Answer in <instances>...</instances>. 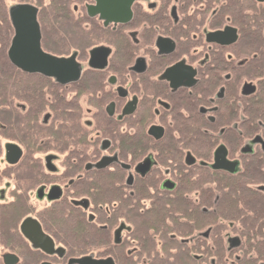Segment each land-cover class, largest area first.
<instances>
[{
  "label": "flooded vegetation",
  "instance_id": "1",
  "mask_svg": "<svg viewBox=\"0 0 264 264\" xmlns=\"http://www.w3.org/2000/svg\"><path fill=\"white\" fill-rule=\"evenodd\" d=\"M93 4L74 7L78 49L61 57L48 52L75 58L80 77L68 84L52 78L61 87L55 98L48 91L42 175L2 176L0 203L11 202L12 190L34 186L22 192L35 213L26 219L36 220L52 240L53 253L42 252L51 264L86 258L127 264L136 249L130 239L138 237L137 211L145 216L144 241L164 257L166 239L147 234L158 225L150 219L184 206L195 216L221 213L219 230L206 219L195 236L169 235L178 247H204L194 264L259 259L264 0H140L124 24L89 16ZM5 157L1 162L9 165ZM216 159L226 168L214 169ZM195 224L192 218L182 226ZM70 227L85 238L73 240Z\"/></svg>",
  "mask_w": 264,
  "mask_h": 264
},
{
  "label": "trees",
  "instance_id": "2",
  "mask_svg": "<svg viewBox=\"0 0 264 264\" xmlns=\"http://www.w3.org/2000/svg\"><path fill=\"white\" fill-rule=\"evenodd\" d=\"M6 1L0 0V161L3 159L1 158V151L8 144H14L22 150V159L18 166L5 164L6 167L0 168V186H2V176L11 177L16 171L21 172L20 176L22 178L28 177L29 172L32 175L36 173L35 176L38 180L37 176L43 169L41 162H39L41 158H37L35 155L46 151L45 149L48 146V140L40 143V140H42L40 138L44 137L45 134L48 138V119L46 120L48 116V91L51 90V95L55 98L57 90L61 87L52 78L27 74L10 63L7 52L14 36V30L10 21L9 11L13 6L8 7ZM30 1L22 0V2L29 4L34 3L33 6H36L39 10L38 24L41 32L42 49L58 57L69 56L72 52H75L78 49V41H72V36H68L67 42L64 40L65 34H72V32L78 31L76 19L75 17L73 18V13L70 9V0H51L47 6L38 3V0ZM49 10L53 13L51 14ZM50 28L49 33L48 29ZM49 84L51 87L48 88ZM42 115L44 116L41 119ZM2 147L3 149L1 150ZM33 187L28 185L22 187V191L18 189L12 190L10 193L11 202L0 203V251H5V253L0 255L2 262L3 256L6 254L17 256L18 259H21V264H28L29 259H31L29 264H35L38 258H47L40 250L34 249L27 243L20 232L21 223L31 214H35L30 212L24 193H22L25 190L33 189ZM178 210L166 209L162 212V216L177 221H173L174 223L159 221V219L164 217L155 216L156 214L150 219L153 224L158 225L154 226V229L147 232V234L152 238L163 237L166 239L164 242V251H166L164 257L157 255L158 248L144 241V235L146 234L143 231L145 225L142 222V219H145L144 212H136L137 214L134 215V218H138V222L135 223V232L138 237L130 239L134 241L136 249L131 261L127 264H141V261L144 260L148 264H180V262L181 264H194L196 263L194 256L204 255V247L197 246L194 248L192 245H190L191 247H178V243L169 240V235L179 234L182 230H185L183 235L195 236L205 230L207 226L206 219L212 221L215 229L219 230L220 227L216 224H219V219H221L220 211H218L217 215L213 213L211 218H209L199 212L195 216L192 208L188 209L187 206ZM260 211L263 214L264 207ZM45 213L43 211L39 215L43 217ZM192 218H196V224L191 228L189 226L184 228L182 225L187 222V219ZM245 229L253 230V226H246ZM259 229L263 233L264 225L259 226ZM69 234L76 241L85 238L86 235L83 237L79 230L76 229L74 231L71 227L69 228ZM244 236L247 238V235ZM247 244L250 245V240ZM173 250L180 251L179 257H176L174 253L170 254V251ZM258 255L260 256L259 259L245 257L240 260L239 264H257L258 261H264V254L258 252ZM214 261L216 264H224V259L221 257H217ZM56 264H67V262L66 260L56 259Z\"/></svg>",
  "mask_w": 264,
  "mask_h": 264
},
{
  "label": "water",
  "instance_id": "3",
  "mask_svg": "<svg viewBox=\"0 0 264 264\" xmlns=\"http://www.w3.org/2000/svg\"><path fill=\"white\" fill-rule=\"evenodd\" d=\"M93 5L87 7L89 16H99L108 23H127L132 17V7L140 0H92ZM10 21L14 30L7 57L10 63L30 75H41L53 78L60 84L78 81L80 69L75 58L62 59L45 52L41 47V32L38 24V9L33 5L14 6L9 11ZM48 116L46 117V120ZM6 162L15 165L22 157V150L14 145L5 146ZM224 161L216 159L214 169H225ZM103 167V165H98ZM22 236L36 250L48 255L53 252V243L46 235L41 225L33 219H26L20 227ZM117 243L119 241L117 240ZM78 264H114L112 260H72ZM4 264H19V259L13 254L3 256ZM41 264H51L48 261Z\"/></svg>",
  "mask_w": 264,
  "mask_h": 264
},
{
  "label": "rangeland",
  "instance_id": "4",
  "mask_svg": "<svg viewBox=\"0 0 264 264\" xmlns=\"http://www.w3.org/2000/svg\"><path fill=\"white\" fill-rule=\"evenodd\" d=\"M29 2H31L30 0H28ZM50 1L51 0H38V3H42L43 5H45V6H47V5H49L50 4ZM88 2V0H70L69 1V5H70V9H71V12L73 13V11H74V7H78V10H81L82 9V6L84 5V3H87ZM21 4V3H26V2H22V0H7L6 1V5L8 6V7H10V6H16L17 4ZM32 4V3H31ZM34 4V3H33ZM32 4V5H33ZM36 5V4H35ZM80 8V9H79ZM49 12H51V14L53 13L52 11H50L49 10ZM73 14H75V13H73ZM50 15V14H49ZM51 16V15H50ZM75 16V15H74ZM51 25V24H50ZM50 30H51V28L50 29H48V32L50 33ZM72 35H73V40L72 41H77V35H78V33L77 32H72ZM44 48V47H43ZM84 112H85V110H84ZM53 114H54V116L56 115L57 117H59V113H56V112H52ZM43 116L44 115H42V117H41V119L43 118ZM40 119V120H41ZM40 139H42V140H40V143H43V142H46L47 140H48V138H47V136H46V134H45V136L44 137H41ZM47 145H48V141H47ZM3 149V147L1 148V150ZM46 151H44V152H40V153H38L37 155H35V157H37V158H41L40 159V161L39 162H41V164H42V169L44 170V168H43V164H44V160L42 159V158H44V156L45 155H48V146H47V148L45 149ZM4 155H5V148L1 151V158H4ZM3 160V159H2ZM57 165H59V163L57 164ZM4 167H6L5 166V164L3 163V162H1L0 161V168H4ZM34 204H36V205H38V206H42L41 205V203H37V202H34V201H32ZM39 209V208H38ZM41 212H43V211H40V213ZM217 218V217H216ZM179 234H181V236H183V231H181ZM3 253H5V251H3V250H1L0 251V255H2ZM29 261H31V259H29L28 260V264L29 263H31V262H29ZM45 261H47V258H38V260H36V263L35 264H41L42 262H45ZM232 261H234V258H233V256H230L229 257V260L227 261V264H230ZM141 262H143V261H141ZM180 262V261H179ZM0 264H3V262H2V257L0 258ZM20 264H21V260H20ZM180 264H181V262H180Z\"/></svg>",
  "mask_w": 264,
  "mask_h": 264
}]
</instances>
